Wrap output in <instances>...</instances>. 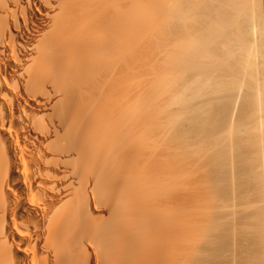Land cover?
I'll return each instance as SVG.
<instances>
[{"label": "bare ground", "instance_id": "6f19581e", "mask_svg": "<svg viewBox=\"0 0 264 264\" xmlns=\"http://www.w3.org/2000/svg\"><path fill=\"white\" fill-rule=\"evenodd\" d=\"M242 150L264 264V0H0V264H215Z\"/></svg>", "mask_w": 264, "mask_h": 264}, {"label": "rangeland", "instance_id": "374dc122", "mask_svg": "<svg viewBox=\"0 0 264 264\" xmlns=\"http://www.w3.org/2000/svg\"><path fill=\"white\" fill-rule=\"evenodd\" d=\"M229 104V103H228ZM224 112H226V111H223V114H227V113H224ZM220 114L221 115H223L222 114V110H221V112H220ZM244 160V161H243ZM224 162V163H223ZM226 162V163H225ZM227 160L225 159V157L222 155V153H220V155H219V157H218V161L216 162V165L215 166H211L210 167V169H209V171H208V174L209 175H207L206 177L210 180L209 181V188L211 187V186H213V188H215L214 189V196H215V206L217 205V202H219V203H221L223 200H226L227 198H228V192H227V190H228V187H229V164H227ZM239 164V165H238ZM236 172H237V175H239L238 177H237V185L238 186H240L239 188H242L241 189V191H238V193L240 194V196L241 197H243V198H241V197H239L238 198V203H239V206H245L246 204H248V203H246L248 200H247V197H249L248 195H249V193H248V187H247V179H244V178H246V176H244V175H246V170H244V169H246V164H245V156H244V152H243V150L241 151V153H240V157H239V159H238V162H236ZM220 166V167H219ZM222 166H223V168H222ZM239 169V170H238ZM222 171V172H221ZM224 172V173H223ZM228 172V173H227ZM242 172V173H241ZM214 173V174H213ZM218 173V174H217ZM228 176V177H227ZM222 177V178H221ZM223 179V180H222ZM239 179V180H238ZM243 179V181H241ZM222 180V181H221ZM226 181V183H224ZM222 182V183H221ZM241 182V183H240ZM211 183V184H210ZM213 183V184H212ZM242 184V185H241ZM243 184H245V185H243ZM216 185H219V186H216ZM244 187V189H243V187ZM218 187H220V188H218ZM208 188V190H211V189H209ZM237 188V190H238V187H236ZM217 190V191H216ZM221 190V191H220ZM225 190V191H224ZM220 191V192H219ZM247 191V192H246ZM219 192V193H218ZM244 192V193H243ZM222 193V194H221ZM248 193V195H246ZM225 195H227V196H225ZM246 195V196H245ZM216 197H217V199H216ZM223 197V198H222ZM226 198V199H225ZM246 198V199H245ZM219 199H220V201H221V199H222V201L220 202L219 201ZM236 199V198H235ZM245 200V201H244ZM209 201V205L210 206H212V205H214V203H213V201H211V200H208ZM208 201H207V203H208ZM240 201V202H239ZM241 201L244 203H241ZM213 203V204H212ZM218 203V204H219ZM246 203V204H245ZM212 204V205H211ZM241 204V205H240ZM248 205H250V204H248ZM240 207V208H241ZM243 207L241 208V209H243ZM238 209H239V207H237ZM245 208L247 209L248 207L247 206H245ZM245 208L243 209V210H245ZM249 208H251V207H249ZM252 209V208H251ZM243 210H237L236 209V212L238 211L239 212V214H238V212H237V214L238 215H236L234 218H235V220L233 219V218H231V219H228V223H226L225 224V222H227L226 220L225 221H223L222 219V222H224V223H222L221 222V224H220V221H219V226H217V228H221V226H222V228H223V230H225L226 229V231H225V234H231L230 232L231 231H234V229H239V232L237 231H234V232H232V234L231 235H233L234 237H231L230 238V236L231 235H224V236H222L221 237V235H222V233L224 234V232H223V230H222V228H221V230H222V232H221V230H220V228L219 229H217L216 228V231H218V234H219V231H220V242H218V243H221L222 245H223V247H221V245H219V244H217V246L220 248H218L217 246H216V249L218 248L219 250H217L216 251V260L218 259V258H220L222 255L221 254H223V256H225L224 258H223V256L221 257V258H223V259H218L217 261H216V263L217 264H229L230 263V261H228V260H232V259H230V258H233L234 260H232L233 262H235V259H237L238 257L240 258V259H242L243 261H241L239 258H238V260H236L238 263H236V264H256V262H257V259H258V257H259V255H258V253H261L260 252V249H259V247H258V250L256 249L257 247H255V246H253L255 243L257 244L258 242H259V237H257L258 236V234L254 231V232H252L253 231V229H252V231H251V228H249L250 230H248L249 232L247 233L248 234V236H249V239H248V236H247V234H243L245 237H243V238H245L246 239V241H248L247 243H246V241H245V239H241L242 238V232H244V229L247 227V225H246V222L244 223L243 221H247L248 220V223H249V221L251 220V217H252V212H253V210H250V209H248L250 212H247L248 210H245L246 212L245 213H247V215L246 214H243L244 213V211ZM242 211V212H241ZM241 214V215H240ZM243 215V216H242ZM245 216V217H244ZM249 216H251V217H249ZM241 217V218H240ZM244 219V220H242V222L245 224L244 226V228L242 229V226H241V223L242 222H239L240 221V219ZM247 218H249V219H247ZM237 219V220H236ZM229 220H233L234 222H232V221H230V223H229ZM237 221V222H236ZM231 222H232V225H231ZM234 223V224H233ZM236 223H238L237 225H236ZM247 223V224H248ZM231 225V226H233V228L231 227V226H228V225ZM243 225V224H242ZM235 226H241V228H236ZM248 226H249V224H248ZM225 228V229H224ZM230 228V229H229ZM241 229H242V231H241ZM248 229V228H247ZM247 229H245V230H247ZM229 230V232L227 233V231ZM241 232V233H240ZM239 234V235H241V236H236V235H234V234ZM244 233H246V231L244 232ZM251 233H254V235H250ZM257 234V235H256ZM219 235H217V236H219ZM229 237V240L230 241H228V239H227V237ZM252 236H254V237H256L257 238V240H258V242L256 241V239L253 237L252 238ZM239 237H241V238H239ZM247 237V238H246ZM252 238V240H251V242H249L250 241V239ZM219 238H218V240L217 241H219ZM223 238V240H222V242H221V239ZM233 238V239H232ZM238 239L239 238V240H242V241H240L241 243H239V244H241L240 246L238 245V247L236 246L238 243L237 242H239V240L238 241H234V239ZM232 240V241H231ZM256 242H255V241ZM225 243H224V242ZM233 241L235 242V244L233 243ZM253 241V242H252ZM228 242H230V244L228 243ZM232 242V243H231ZM242 242L244 243V244H247V246H249V245H251V247H253L252 248V250H254V251H258V253L257 252H254V251H251L250 250V248L249 247H246V245H244L243 244V246H245L244 248H246L245 250L243 249V250H241V251H244V252H238V249H240V248H243V246H242ZM227 243V244H226ZM249 243V244H248ZM230 245V247H235L236 246V248H234V249H232V248H229V245L228 246H226V245ZM231 244L233 245V246H231ZM255 244V245H256ZM225 245V246H224ZM235 245V246H234ZM258 245H260V244H258ZM226 247H228V249H230V251L232 250V252H234V254L236 255V258H234L235 257V255L231 252V254H230V251H228L227 249H225ZM223 250H225L226 252L228 251V253L230 254V255H228V253L227 254H225L224 255V251H223V253H222V251ZM237 251L238 252V254L241 256H237V253H235V251ZM249 251V253H250V255H249V253H245V252H248ZM219 251V252H218ZM220 253L219 255H218V253ZM253 252V253H252ZM241 253H242V255H241ZM244 253V254H243ZM255 253V254H254ZM256 253H257V255H256ZM249 255V257L250 256H252V254H254V256L255 257H250L251 259H253L254 260V258H255V263H253L252 262V260L248 257V255ZM244 255H245V257H244ZM261 255V254H260ZM220 256V257H219ZM231 256H233V257H231ZM257 257V258H256ZM259 258H261V257H259ZM227 259V260H226ZM220 260H225V262H220ZM249 260V261H248ZM251 260V261H250ZM231 261V263L230 264H232L233 262ZM240 261V262H239ZM260 260H258V262H259ZM251 262V263H250ZM257 262V264H261L262 263V258H261V263L259 262L258 263ZM215 263V264H216ZM233 264H235V263H233Z\"/></svg>", "mask_w": 264, "mask_h": 264}]
</instances>
